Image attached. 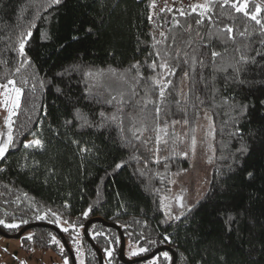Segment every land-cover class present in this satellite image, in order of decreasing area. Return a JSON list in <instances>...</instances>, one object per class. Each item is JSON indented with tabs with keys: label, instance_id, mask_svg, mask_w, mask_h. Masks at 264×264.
Listing matches in <instances>:
<instances>
[{
	"label": "trees",
	"instance_id": "trees-1",
	"mask_svg": "<svg viewBox=\"0 0 264 264\" xmlns=\"http://www.w3.org/2000/svg\"><path fill=\"white\" fill-rule=\"evenodd\" d=\"M243 1L248 16L232 7ZM50 4L0 0V84L12 80L21 89L12 143L0 158V230L15 234L30 223L50 224L58 230L33 226L21 238L70 257L61 232L73 254L81 248L85 264H99L82 230L100 216L149 253L169 245L176 264H264V137L258 132L264 126V34L251 19L259 7L264 23V0H209L207 11L198 4L164 10L154 21L149 0ZM227 28L235 39H228ZM29 31L21 55L20 38ZM172 37L210 45L200 83L184 79L186 65L177 63L173 76L151 67L162 63L161 49L174 54ZM245 45L249 60L237 73L230 65ZM213 51L220 53L215 60ZM168 80L161 100L157 81ZM77 114L92 127H81ZM204 118L213 145L208 188L191 211L168 217L162 195L172 174L189 166L184 150L191 155L197 147ZM29 137L43 147L26 148ZM229 216L237 220L231 227ZM88 233L103 260L124 264L115 228L94 221ZM163 253L158 264H170L171 253Z\"/></svg>",
	"mask_w": 264,
	"mask_h": 264
},
{
	"label": "rangeland",
	"instance_id": "rangeland-1",
	"mask_svg": "<svg viewBox=\"0 0 264 264\" xmlns=\"http://www.w3.org/2000/svg\"><path fill=\"white\" fill-rule=\"evenodd\" d=\"M208 1L202 0L198 5L205 6ZM242 3L246 4L245 1ZM14 87L18 88L11 84H0V146L4 145L11 135L12 116L17 109V107L13 108V101L16 99V93L12 91ZM5 100L8 101L7 105ZM9 108H13L11 113H9ZM209 131L210 125L204 118L198 128L197 147H192L191 155L187 150H184L185 155L188 156L189 166L171 176L170 190L162 195V204L168 217L180 216L181 213H185L186 208H182L180 204L183 203L191 208L208 188L213 160V145ZM33 140H35L34 137H29L25 144ZM185 142L186 138L184 137L182 143ZM178 196L181 197L180 204L177 203ZM29 231L27 229L23 235L27 236ZM163 252L133 264H158L159 256H166V253ZM148 253L149 247L146 244H131L126 241V258L141 257ZM73 255L76 264H85L84 253L81 248H75ZM70 258L50 248H33L29 243H25L21 237H6L0 233V264H70ZM103 264H108L106 259L103 260Z\"/></svg>",
	"mask_w": 264,
	"mask_h": 264
},
{
	"label": "snow or ice",
	"instance_id": "snow-or-ice-1",
	"mask_svg": "<svg viewBox=\"0 0 264 264\" xmlns=\"http://www.w3.org/2000/svg\"><path fill=\"white\" fill-rule=\"evenodd\" d=\"M61 2V0H51V4L49 5V7H51L52 4H59ZM225 4L228 3V0H224ZM197 7H203L205 8V11H207V7L204 5H198ZM232 7L237 11V12H242L244 13L245 16L250 15L249 12L246 11V4L245 3H239V6H237V3H233ZM193 11H195V7L193 8ZM261 11V9L258 7L256 9V13L259 14V12ZM184 13H181V15H183ZM257 14H251V19L253 21H255V23L257 25L261 26V30H262V34H264V23L261 22V20L257 19ZM204 13H201V16H203ZM197 24L201 23L200 20L196 21ZM34 26V25H33ZM89 31H91L89 29ZM227 33H228V39L232 40L235 39V36L233 35L234 30L232 28H227L226 29ZM199 35V34H197ZM241 36H244V33H240ZM31 36V31L28 32V34L26 36H22L20 38L21 42L19 43V52L21 55H24V48H25V42L30 38ZM161 37H164V39H168L167 36H165V33L161 32L160 33ZM173 39V45H169L168 48L171 49L173 51L174 54L170 55V52L167 50H163L161 49L160 51H158L156 53L157 58L162 60V63H160L159 65H157L156 61H153L151 67L153 68V70L155 71L157 67H159L160 69H165L167 68L168 71L166 73V75L168 76H173L176 74V64L179 63L181 65H186L190 68V71H184V79L188 80L190 83L191 82H195V83H200L201 80L203 79V74L200 73L198 71L199 68H204L207 66L208 64V60L206 57V49L210 46L209 44H201L199 46L196 45L195 41H192L188 38L185 37H180L179 42H176V37H172ZM204 39V38H201ZM157 43L159 44L160 41H157ZM247 48V45L244 46L243 49H237V52L240 53L239 55V60L236 62L235 65H230V67H233L234 71L237 73H242L245 71V65L248 63L249 57L245 54V50ZM257 55H260V53L258 52ZM220 56V53L213 51L211 53V57L213 60H215L216 57ZM182 57V58H181ZM139 65L138 64H134L132 65L133 69H138ZM219 70V69H216ZM9 84L14 85L15 82L12 80L8 81ZM172 81L168 80L166 83H161L159 81H157V87L160 88V98L161 100L164 99L165 97V90L168 88V85L171 84ZM12 91H14L16 93V99L13 101V108L18 107L19 106V96H20V92L21 89L19 88H13ZM115 98L113 97V100ZM8 101L5 100V104L7 105ZM105 103H112V100H105ZM177 103H179V101H177ZM201 103H203V101H201ZM264 103V102H262ZM13 108H9V113L12 112ZM241 109L244 108L243 105L240 106ZM161 112V107L157 106L156 107V114L157 116L160 114ZM100 116L103 118L104 117V113L101 112ZM77 120L82 121L81 123V127L83 126H88V127H92V125L90 124V122L88 121V119L86 117H84L82 114H77V116L75 117ZM111 119H115V117H112ZM187 122V121H185ZM68 124H72V121L69 120L67 121ZM259 134L264 137V126H262L259 130H258ZM138 138V137H137ZM159 139V137H158ZM74 143H76V141H73ZM12 143V137L11 135H9L8 140L4 143V145L0 146V158H2L5 154V152L8 150V146ZM193 144H195V139H193ZM25 147H36V148H42L43 147V143L40 139H35L31 142H28L25 144ZM82 152L84 151H90V149H81ZM238 151L243 152L245 151V149L242 147L240 149H238ZM123 165L122 164H117L116 167L119 169L121 168ZM252 174L249 173V176H251ZM180 206L182 208H186L187 211H191V208L184 205L183 203L180 204ZM91 210V209H90ZM85 216L88 215L87 212L84 213ZM181 215H183V213H181ZM176 219H179L180 217L177 216L175 217ZM237 222L236 217L233 216H229L228 217V224L229 227H231L232 224H235ZM0 223H4L3 221H0ZM6 227H10V228H14L17 227V225L14 224H9V225H5ZM65 231H67V229H65ZM165 239H169V237H165ZM141 251H144V249H141ZM110 255V253H109ZM133 255H136V253H133ZM167 255V254H165Z\"/></svg>",
	"mask_w": 264,
	"mask_h": 264
},
{
	"label": "water",
	"instance_id": "water-1",
	"mask_svg": "<svg viewBox=\"0 0 264 264\" xmlns=\"http://www.w3.org/2000/svg\"><path fill=\"white\" fill-rule=\"evenodd\" d=\"M180 199L181 197L178 196L177 198V203L180 204ZM94 221H100L102 222L104 225L106 226H110V227H113L115 228L118 233H119V236H120V247H119V259L122 263L124 264H133L134 262H137V261H141V260H144V259H149V258H152L153 256H155L156 254H158L159 252H162V251H169L171 253V256H172V260H171V263L170 264H176V260H177V256H176V253L172 250V248L167 245V244H164V245H160L158 247H156L153 251H151L150 253L144 255V256H141V257H136V258H132V259H128L125 257V244H126V241H125V237L123 235V232L120 228V226L116 225L115 223H112V222H107L105 221L103 218H101L100 216H94V217H91L90 219H88L84 226H83V235L85 237V239L89 242V244L94 248V250L96 251L97 253V257H98V262L99 264H103V255L100 251V249L94 244V242L92 241L91 237L89 236V233H88V227H89V224L94 222ZM33 226H48L52 229H55V230H58L55 226H52L50 224H45V223H39V222H35V223H30V224H27L25 226H23L21 229H19L18 232H16L15 234H8L6 232H4L3 230H0V233L3 235V236H6V237H14V238H19L22 236V234L29 228L33 227ZM60 234V237H61V240H62V243L63 245L66 247V249L69 251V254H70V257H71V261H72V264H76L75 263V259H74V255H73V252L69 249L65 239L63 238L62 236V233L59 232Z\"/></svg>",
	"mask_w": 264,
	"mask_h": 264
},
{
	"label": "built area",
	"instance_id": "built-area-1",
	"mask_svg": "<svg viewBox=\"0 0 264 264\" xmlns=\"http://www.w3.org/2000/svg\"><path fill=\"white\" fill-rule=\"evenodd\" d=\"M202 0H149V21H154L164 10H176L197 5Z\"/></svg>",
	"mask_w": 264,
	"mask_h": 264
},
{
	"label": "flooded vegetation",
	"instance_id": "flooded-vegetation-1",
	"mask_svg": "<svg viewBox=\"0 0 264 264\" xmlns=\"http://www.w3.org/2000/svg\"><path fill=\"white\" fill-rule=\"evenodd\" d=\"M171 262V261H170Z\"/></svg>",
	"mask_w": 264,
	"mask_h": 264
}]
</instances>
